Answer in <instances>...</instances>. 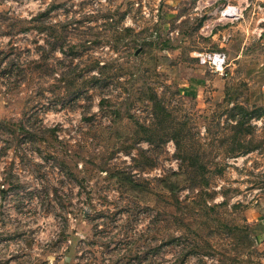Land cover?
<instances>
[{
    "label": "rangeland",
    "instance_id": "374dc122",
    "mask_svg": "<svg viewBox=\"0 0 264 264\" xmlns=\"http://www.w3.org/2000/svg\"><path fill=\"white\" fill-rule=\"evenodd\" d=\"M226 3L0 0V264H264V37Z\"/></svg>",
    "mask_w": 264,
    "mask_h": 264
},
{
    "label": "built area",
    "instance_id": "2783aa9c",
    "mask_svg": "<svg viewBox=\"0 0 264 264\" xmlns=\"http://www.w3.org/2000/svg\"><path fill=\"white\" fill-rule=\"evenodd\" d=\"M219 16L226 20L238 19L242 16V8L237 4L226 3L218 10ZM196 61L218 74L224 73L226 53L222 49H201L194 52Z\"/></svg>",
    "mask_w": 264,
    "mask_h": 264
},
{
    "label": "crops",
    "instance_id": "0c3cea01",
    "mask_svg": "<svg viewBox=\"0 0 264 264\" xmlns=\"http://www.w3.org/2000/svg\"><path fill=\"white\" fill-rule=\"evenodd\" d=\"M235 2H236V4L239 7H243V8L246 7L248 4H250L251 6L249 7V9H252V7L254 6V2H256V0H235ZM259 5L260 4L257 3V7ZM261 13H263V11H261ZM256 16H257L256 20L250 19V16L247 15V14L245 16L242 15L240 17L241 19H238L237 21L235 20L236 21L235 22L236 25L240 24L241 27L243 29H245L244 32L238 31L236 34L237 35L240 34L241 37L242 36H245V35L247 36L248 35V32L249 31L253 32L254 29H255V26H256L258 28V34L260 33L264 37V15H260V16L256 15ZM257 20H258L259 23L256 25L255 24V21H257ZM262 87L264 89V86H262ZM262 225L264 227V223H262Z\"/></svg>",
    "mask_w": 264,
    "mask_h": 264
},
{
    "label": "trees",
    "instance_id": "16d2710c",
    "mask_svg": "<svg viewBox=\"0 0 264 264\" xmlns=\"http://www.w3.org/2000/svg\"><path fill=\"white\" fill-rule=\"evenodd\" d=\"M39 46V44L37 45V47ZM41 46V45H40ZM40 48V47H39ZM10 63H11V61H10ZM14 64V63H13ZM149 99H151L152 100V102L153 103H155V105L156 106H158V108H163V106L161 105V104H159V102L157 101V98H156V96H155V94H154V92H151V96H150V98ZM174 142H175V145H176V147L178 146V140L177 139H174Z\"/></svg>",
    "mask_w": 264,
    "mask_h": 264
}]
</instances>
